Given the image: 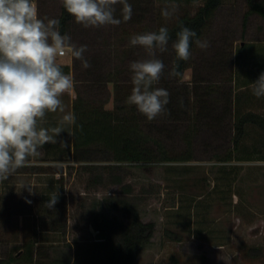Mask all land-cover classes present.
<instances>
[{
	"label": "rangeland",
	"instance_id": "374dc122",
	"mask_svg": "<svg viewBox=\"0 0 264 264\" xmlns=\"http://www.w3.org/2000/svg\"><path fill=\"white\" fill-rule=\"evenodd\" d=\"M204 2L128 0L130 20H122L117 5L119 25L85 28L73 18L68 36L71 43L87 46L84 56L89 63L102 70L118 65V79L129 82L130 62L148 58L145 49L130 46V37L172 27L182 17L194 16ZM35 4L40 18L59 20L61 0ZM173 6L175 13L166 19L162 12ZM248 10L245 0H222L200 38L208 47L195 45L181 81L168 75L174 42L166 52L157 51L165 70L155 87L166 89L170 102L165 114L154 120L142 116V130L159 140L170 161L117 163L101 151L91 153V161L50 160L39 149V160L31 158L0 181V258L31 237L36 198L54 191L66 198L59 231L47 235L55 245L94 240L95 219L115 218L126 224L124 213L113 207L124 199L144 223L155 225L150 242L136 251L134 264H264V129L248 123L238 149L233 144L238 117L249 112L264 115V97H255L250 86L264 72V19L256 13L246 19ZM56 62L70 67L74 81V57L66 52ZM104 62L109 64L102 66ZM84 72L79 64L80 79H98L97 74L81 76ZM107 86L106 108L113 110V84ZM87 89L74 81L62 96L65 111L49 114L57 120L72 115L78 91L95 104L106 97ZM49 134L66 145L62 131Z\"/></svg>",
	"mask_w": 264,
	"mask_h": 264
},
{
	"label": "clouds",
	"instance_id": "9594fccd",
	"mask_svg": "<svg viewBox=\"0 0 264 264\" xmlns=\"http://www.w3.org/2000/svg\"><path fill=\"white\" fill-rule=\"evenodd\" d=\"M61 3L75 22L85 28L119 25L117 5L121 6L123 21L132 16L128 0H61ZM175 11L173 6L162 15L171 18ZM58 26L57 19L39 17L35 0H0V181L23 167L29 157L40 155L39 149L44 144L55 142L40 122L47 113L65 111L62 96L74 86L72 76L57 64V57L67 52L81 61L82 68L91 66L84 56L87 46L71 43V37L61 35ZM193 37L195 31L181 26L172 44L178 60H189ZM168 41L166 27L134 34L129 40L130 46L145 49L148 58L130 62L132 89L126 102L149 121L165 114L170 102L166 89L154 87L165 70L164 62L156 54L167 51ZM195 43L201 49L208 47L206 41L196 39ZM168 75L179 77L180 73L173 67ZM250 86L255 97H264V72ZM65 121L74 123V115H65L62 123ZM61 131L59 127L52 129L55 136ZM56 202L57 194H53L49 208Z\"/></svg>",
	"mask_w": 264,
	"mask_h": 264
},
{
	"label": "trees",
	"instance_id": "16d2710c",
	"mask_svg": "<svg viewBox=\"0 0 264 264\" xmlns=\"http://www.w3.org/2000/svg\"><path fill=\"white\" fill-rule=\"evenodd\" d=\"M245 1L249 6L246 19L253 13L264 19V0ZM221 3L222 0H205L194 16L182 17L172 27H166L169 34L168 43L176 41L181 26L188 27L196 33V37L192 38L190 44L192 54L196 39L200 40L203 36L208 21ZM72 20L73 17L62 6L58 26L61 35H69V25ZM189 60H178L175 55L173 67L180 73L179 77H174L176 80L181 81L183 78ZM79 64L81 61L74 58L73 67L76 70L74 81L80 84L85 83L88 92L94 91L106 97L99 104H95V99L83 97L78 91L77 98L72 104V115L75 117V122L72 124L66 121L62 123L63 120H57L52 117V114H47L40 122V126L49 131L61 128L66 145L63 147L61 142L44 144L40 149L44 150L46 159L69 160L74 157L82 162L91 161L88 158L89 155L101 151L110 154L111 160L117 163L144 164L170 161L171 159L162 150L159 140L143 132L142 128L145 127L143 115L135 106L126 102L131 93L132 84L131 81L123 82L118 79V65H115L114 70H110L109 67H104L105 69L102 70L97 69L91 62V66L85 69L84 74H81L87 77L97 74L98 79H93L95 81L91 82L88 78H79L77 73ZM105 64L109 63L104 62L102 66ZM61 68L66 69L65 74H70L69 66H61ZM108 83H112L114 88L113 110L106 108V104L110 101ZM248 123L264 129V115L249 112L238 117L234 125V149H238ZM31 158L39 160L35 156L29 157L27 161ZM181 160L190 159L182 158ZM53 194H57V202L49 208L48 201ZM36 204L37 214L34 215L31 237L25 240L17 251L13 250L7 254V257L0 258V264H134L136 251L150 242L155 231L154 223H144L129 201L118 199L113 207L124 213L128 219L126 224L115 218L95 219L91 223L97 233L94 240H77L61 247L55 245V241L49 240L47 235L59 231L56 227L60 224L63 208L66 207V198L62 194L49 191L40 194L36 198ZM45 225L49 228H45ZM48 243H50L49 246H47Z\"/></svg>",
	"mask_w": 264,
	"mask_h": 264
}]
</instances>
